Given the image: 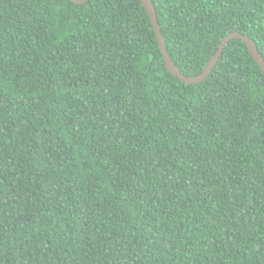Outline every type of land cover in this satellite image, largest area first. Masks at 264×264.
Listing matches in <instances>:
<instances>
[{
  "label": "trees",
  "instance_id": "16d2710c",
  "mask_svg": "<svg viewBox=\"0 0 264 264\" xmlns=\"http://www.w3.org/2000/svg\"><path fill=\"white\" fill-rule=\"evenodd\" d=\"M196 77L264 0H150ZM0 264H264V74L230 40L165 67L140 0H0Z\"/></svg>",
  "mask_w": 264,
  "mask_h": 264
},
{
  "label": "water",
  "instance_id": "95a60500",
  "mask_svg": "<svg viewBox=\"0 0 264 264\" xmlns=\"http://www.w3.org/2000/svg\"><path fill=\"white\" fill-rule=\"evenodd\" d=\"M69 1L74 3V4H82V3L86 2L87 0H69ZM140 1L142 2L143 7L147 10V12L149 14L150 21H151V24H152L153 29L155 31V34H156L160 53L162 55V59H163V62L165 64V67L174 77L179 79L181 82L186 83V84H196V83H199V82L203 81L204 79H206L209 76V74L211 73L214 66L216 65L224 46L232 39L242 40L246 44L250 55L252 56V58L254 59V61L257 63V65L259 66V68L261 69V71L264 74V60L258 54L254 43L251 40H249L247 37H245L241 34L232 33V34L228 35L227 37H225L221 41L216 54L209 60V62L206 64V66L202 70L201 74H199L196 77L185 76L175 67V65L173 64V62L169 58V55L167 53V50H166V47H165V44H164V41H163V38H162V35L160 32L159 25L157 23L155 10L153 8L151 1L150 0H140Z\"/></svg>",
  "mask_w": 264,
  "mask_h": 264
}]
</instances>
